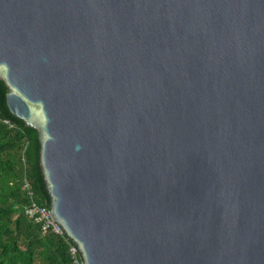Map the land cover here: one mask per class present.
<instances>
[{
    "label": "water",
    "instance_id": "1",
    "mask_svg": "<svg viewBox=\"0 0 264 264\" xmlns=\"http://www.w3.org/2000/svg\"><path fill=\"white\" fill-rule=\"evenodd\" d=\"M0 81L82 264H264V0H0Z\"/></svg>",
    "mask_w": 264,
    "mask_h": 264
},
{
    "label": "trees",
    "instance_id": "2",
    "mask_svg": "<svg viewBox=\"0 0 264 264\" xmlns=\"http://www.w3.org/2000/svg\"><path fill=\"white\" fill-rule=\"evenodd\" d=\"M0 81V264H72L68 240L47 233L23 214L28 200L20 190L24 176L39 205H48L34 144L35 130L12 119ZM6 121V122H5Z\"/></svg>",
    "mask_w": 264,
    "mask_h": 264
},
{
    "label": "built area",
    "instance_id": "3",
    "mask_svg": "<svg viewBox=\"0 0 264 264\" xmlns=\"http://www.w3.org/2000/svg\"><path fill=\"white\" fill-rule=\"evenodd\" d=\"M6 122V121H5ZM20 190L23 192L25 198L28 200L27 205L23 207V214L38 225L40 235L51 233L68 240V254L72 264H82L80 255L76 247L69 241V239L56 226L54 220L51 218L48 205H39L34 201V194L30 187L29 181L23 176L20 182Z\"/></svg>",
    "mask_w": 264,
    "mask_h": 264
}]
</instances>
